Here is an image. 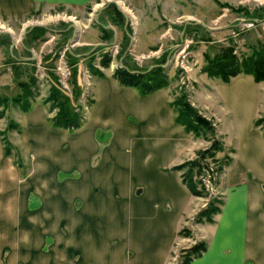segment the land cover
Returning a JSON list of instances; mask_svg holds the SVG:
<instances>
[{
	"label": "rangeland",
	"instance_id": "obj_1",
	"mask_svg": "<svg viewBox=\"0 0 264 264\" xmlns=\"http://www.w3.org/2000/svg\"><path fill=\"white\" fill-rule=\"evenodd\" d=\"M109 4L122 12V21L115 20ZM229 45L239 59L264 49V0H144L137 10L127 0H94L81 13L54 8L0 15V97L7 99L4 104L0 98V264H82L81 251L89 246L81 245L72 228L81 218H67L70 210L78 216L84 204L76 186L80 175L70 173L67 164L74 157L80 166L81 141L91 139L90 151L108 139L113 156L105 161L107 170L114 166L143 185L168 163V112L159 100L146 119L129 116L132 125L118 123L119 116H104L112 109L94 95L92 79L111 68L146 71L161 65L167 78L162 88L174 116L176 100L184 96L213 120L222 148L204 162L222 170L214 190L198 185L202 208L209 202L221 207L220 186L233 151L239 171L249 169L252 179L264 177V145L253 138L251 125L255 112L253 125L256 119L263 121L253 128L264 132V81L245 82L251 76L241 73L249 77H232L227 85L203 71L207 59L220 56ZM104 54L110 57L107 67L100 65ZM252 94L257 95L256 108ZM60 104L82 116L80 129L52 126ZM102 125L110 126L105 131ZM188 133L198 143L197 151L210 145L206 132ZM144 136L152 142L145 145ZM194 219L179 236L187 245L175 246L171 264H180L183 249L196 242L191 225L203 222ZM149 258L135 255L132 264Z\"/></svg>",
	"mask_w": 264,
	"mask_h": 264
},
{
	"label": "crops",
	"instance_id": "obj_2",
	"mask_svg": "<svg viewBox=\"0 0 264 264\" xmlns=\"http://www.w3.org/2000/svg\"><path fill=\"white\" fill-rule=\"evenodd\" d=\"M93 1L0 0V15L8 18L54 8L81 13ZM127 1L135 10L144 2ZM147 1L153 4L156 0ZM158 1L162 4L166 0ZM113 71L114 68H111L103 77L92 79L94 95H98V99L101 98L105 106L112 109L104 116H119L121 120L118 119V123L131 122L132 125L135 121L129 116L146 119L155 108L153 102L159 100L168 112L165 124V139L169 144L168 163L155 171L156 179L143 185L136 179L127 178L125 172L114 166H109L111 168L107 170L105 161L113 156L108 149V139L103 146L96 143V148L90 151L88 143L91 139L81 141L80 145L77 144L83 155L80 156V166L75 165L74 157H69L67 164L70 173L78 171L80 175L76 186L78 184L83 193L84 204L78 216L70 210L67 218H81L78 226L72 228L75 238L82 241L81 245L88 243L89 246L88 250L81 251L82 264H132L135 255H149L150 261L144 264H171L175 246L187 245L186 238L180 240L178 232L187 227L203 205L199 197L191 195L182 183L180 172L172 171L171 167L189 159L199 145L182 125L175 122L164 88L141 95L136 88L120 85L113 77ZM241 75L233 79L249 77ZM244 80L254 82L251 77ZM254 102L256 108L257 95ZM93 105H98V100L96 102L95 99ZM253 117V138L264 145L262 131L253 128ZM102 126L105 129L110 125ZM147 139H144L145 145L152 142V139ZM97 152L100 155H95ZM94 155L96 163H93ZM236 155L233 151L220 186L224 190L220 213L216 214L212 223L191 225L195 235L193 240L205 241L207 249L188 264H264V177L252 179L249 169L240 168L239 171ZM103 240L106 243L101 245Z\"/></svg>",
	"mask_w": 264,
	"mask_h": 264
},
{
	"label": "trees",
	"instance_id": "obj_3",
	"mask_svg": "<svg viewBox=\"0 0 264 264\" xmlns=\"http://www.w3.org/2000/svg\"><path fill=\"white\" fill-rule=\"evenodd\" d=\"M108 7L112 10V14L116 21H122V12L114 5L109 4ZM110 62V57L104 54L101 57L100 65L107 67ZM203 71L208 75L219 78L222 82H229L230 78L241 73L250 75L254 82L264 81V49L254 51L250 56L239 59L234 54L233 46H226L223 54L220 56L207 59ZM113 77L122 86L136 88L141 95L150 94L167 85V78L163 72L161 65L152 67L149 70L141 71L135 68H130L126 65L118 66L113 71ZM23 95L13 99L15 104L21 102ZM55 95H52V99ZM1 98V97H0ZM7 103L6 98H1ZM0 99V101H1ZM55 101V100H54ZM178 109L175 110V122L182 125L186 132L198 134L199 131H204L209 135L210 145L206 149L198 150L196 157L192 160L182 162L171 167L172 171L180 172L182 183L188 189L191 195L195 197L203 196L200 180H194L195 175L199 176L204 168L209 165L204 162L207 156H212L215 151H220L222 143L216 136V128L211 118H207L197 108L192 106L188 99L184 96L176 100ZM20 105V104H19ZM23 110H27L28 106L23 105ZM263 118L256 119L254 126L262 124ZM53 127L63 128L67 130H75L82 124V116L75 111L64 108L60 104L59 112L51 120ZM264 134V132H263ZM7 151V150H6ZM187 168L183 171L184 168ZM222 167L213 169L216 173V178ZM216 182V180H215ZM203 188V187H202ZM222 205V202L217 201ZM221 207L213 202H209L195 215L196 222H212V216L220 213ZM185 228L178 232L180 236L184 233ZM207 249L205 241H196L187 249H183L180 264H188L193 258L200 256Z\"/></svg>",
	"mask_w": 264,
	"mask_h": 264
},
{
	"label": "built area",
	"instance_id": "obj_4",
	"mask_svg": "<svg viewBox=\"0 0 264 264\" xmlns=\"http://www.w3.org/2000/svg\"><path fill=\"white\" fill-rule=\"evenodd\" d=\"M198 177L205 190L212 191L215 189L216 173L211 166L204 168L203 172Z\"/></svg>",
	"mask_w": 264,
	"mask_h": 264
},
{
	"label": "bare ground",
	"instance_id": "obj_5",
	"mask_svg": "<svg viewBox=\"0 0 264 264\" xmlns=\"http://www.w3.org/2000/svg\"><path fill=\"white\" fill-rule=\"evenodd\" d=\"M100 5V4H99Z\"/></svg>",
	"mask_w": 264,
	"mask_h": 264
}]
</instances>
